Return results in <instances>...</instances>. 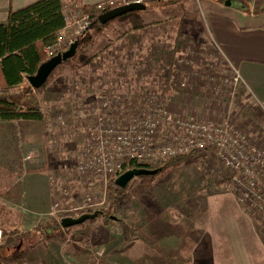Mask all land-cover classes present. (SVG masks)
I'll return each mask as SVG.
<instances>
[{"label":"rangeland","instance_id":"1","mask_svg":"<svg viewBox=\"0 0 264 264\" xmlns=\"http://www.w3.org/2000/svg\"><path fill=\"white\" fill-rule=\"evenodd\" d=\"M63 3L68 38L77 32L73 20L86 14L76 0ZM154 3L111 22L78 60L60 65L42 90L12 94L20 108L39 107L42 120L0 121V151L23 172L30 163L46 171L52 178L53 204L59 201L61 208L54 215L52 207L46 213L19 214L22 207L11 197L5 200L0 190V206H6L5 216L0 213L6 231L0 258L5 264H18L26 250L33 256L37 250L36 264H171L168 256L188 259L187 264H264V223L240 201L233 172L217 154L198 152L193 162L156 174L147 191L113 212L123 223L88 220L73 230L65 228L62 241L54 230L43 239L38 230L51 219L61 223L65 217L107 209L109 185L121 174L114 167L100 176L89 166L97 163L96 143L108 125L140 135L141 147L133 148L152 154L148 164L163 159L161 149L174 140V130L161 124L164 133L151 139L140 123L151 114L159 119L151 101L162 103L174 119L231 121L250 145L264 151V118L206 32L209 10L192 2L163 13L160 3ZM195 5L199 17L193 14ZM101 96H107L109 107L104 108ZM133 117L137 123L132 125ZM140 181L134 178L127 189ZM15 215L21 223L26 216L31 221L18 225ZM124 224L139 227L151 244L128 237Z\"/></svg>","mask_w":264,"mask_h":264},{"label":"trees","instance_id":"2","mask_svg":"<svg viewBox=\"0 0 264 264\" xmlns=\"http://www.w3.org/2000/svg\"><path fill=\"white\" fill-rule=\"evenodd\" d=\"M162 10H167L174 5L176 0H160ZM63 0H37L21 9L11 11L7 23H0V121H40L42 113L37 106H27L20 108L12 94H29L33 87L28 81V77L35 75L39 66L48 60L53 54L47 53V48L54 46L58 42L59 34L67 27V18L64 11ZM83 12L90 19V28L86 30L79 39V47L75 57L66 63L78 60L79 55L84 54V48L90 45L96 35L103 32L108 24H101L99 17L110 9L103 10L94 6H84ZM64 52V51H63ZM174 59H171L170 67L173 66ZM171 69H173L171 67ZM58 70V69H57ZM56 70V71H57ZM52 73L44 86L55 75ZM44 86L38 91L42 90ZM198 157V153L192 152L187 155L176 157H165L158 164H148L140 162L138 159H125L122 164L121 173L133 169L158 170L157 174L164 173L170 168L178 167L185 163L193 162ZM140 184L131 189L122 188L113 179L108 188L109 206L105 210L95 211L98 215L93 220H100L104 225L111 223H123L121 219L114 218L113 212L121 208L125 201L141 196L150 188L156 174L142 175ZM3 208L0 207V213ZM82 225V224H81ZM81 225L67 228L73 230ZM126 235L136 237L141 241L151 244L139 227L125 225ZM40 234L45 238V232L56 231L58 240L66 239V231L62 224L55 219L43 223L39 229ZM5 231V230H4ZM6 235V232H5ZM23 252H20L18 264H23ZM171 264H187L188 259L169 257Z\"/></svg>","mask_w":264,"mask_h":264},{"label":"built area","instance_id":"3","mask_svg":"<svg viewBox=\"0 0 264 264\" xmlns=\"http://www.w3.org/2000/svg\"><path fill=\"white\" fill-rule=\"evenodd\" d=\"M155 1L160 0H108L96 6L98 9L107 10L111 8L112 10L130 4L148 5L150 2ZM65 15L68 23L67 27L59 34L58 42L54 46L47 48L48 54L57 55L64 48H69L72 44L79 41L81 35L89 28V17L87 15L82 16L79 19L73 20L74 24H77L76 34L72 37L71 34L68 38L65 37L64 33L69 32V17L67 13ZM235 80L238 81V76H236ZM101 97L100 102H102L104 108L109 107L107 96ZM151 106H157L155 111L158 112L159 119L156 120L153 114H151L150 119H144L140 122L142 125L148 127L151 139L155 138L157 133L160 135L164 133V130L161 129L162 125H172V129L174 130V133L170 134L173 135L174 140L161 149V154L164 155L163 158L187 155L192 152L217 154L220 162L233 172L231 182L236 187L240 201L250 207L258 215V219L264 223V151L250 145L231 121L216 122L193 118L191 120L174 119L166 111L162 103L151 101ZM136 120L134 117L132 118V125L137 123ZM159 125L161 126L159 127ZM108 126L109 129L104 130L105 136L98 137L96 146L99 150L95 152L97 154L94 156V160L98 164L93 162L92 166H89L91 170L97 171L100 176H104L109 171H112V168L116 167L117 172L115 174L119 175L125 159L136 158L142 163L153 161L152 154L148 155L150 152L145 155L143 152L140 153L139 149L133 148V145L141 147L139 141L142 138L140 135H134L132 128L129 130H117L111 128L110 125ZM177 126L178 130L176 129ZM150 127L151 129H149ZM93 140L95 138H92ZM83 153L87 154L86 152ZM50 180L52 182V178ZM102 182L103 180H101ZM60 205V202L56 201L52 205L50 215H54V211L59 207L61 208ZM84 214L89 213H83L80 216ZM5 239V231L0 222V246L4 244Z\"/></svg>","mask_w":264,"mask_h":264},{"label":"crops","instance_id":"4","mask_svg":"<svg viewBox=\"0 0 264 264\" xmlns=\"http://www.w3.org/2000/svg\"><path fill=\"white\" fill-rule=\"evenodd\" d=\"M35 1L37 0H0V23H7L11 11L21 9ZM76 1L84 6H94L108 0ZM192 2H196L202 10L205 8L209 10L210 16L205 21L209 32L203 27L220 55L236 72L238 81L249 96L254 110H258L264 118V0H204L202 4L198 0H176L169 8L178 5L185 7V4L192 6ZM197 6H193L195 7L193 14L199 17ZM158 8L163 13L170 10ZM34 167V163H30L29 170L23 172L18 162L12 160L6 162L5 153L0 151V190L4 192L2 195L5 200L11 197L10 199L17 202V206L22 207V210L18 211L19 214L46 213L53 205V185L50 177L46 171L36 170ZM2 206L1 217H4L6 206L5 204ZM16 218L14 222L18 225L31 221L28 216L22 217V223L18 216ZM31 254L33 253L26 250L23 254V264H36L34 256L37 258V250H34V256ZM5 260L0 258V264H5Z\"/></svg>","mask_w":264,"mask_h":264},{"label":"water","instance_id":"5","mask_svg":"<svg viewBox=\"0 0 264 264\" xmlns=\"http://www.w3.org/2000/svg\"><path fill=\"white\" fill-rule=\"evenodd\" d=\"M147 9H148V6L144 4H130L126 6H121V7H117V8H114L110 11L103 13L99 17V20L101 24L106 25L110 21L117 19L125 14H129L132 12L145 11ZM78 47H79V41L72 44L66 51L58 53L57 55H54L48 60H46L45 62H43L39 66L37 73L35 75L28 77V81L30 85L34 89H37V90L42 88L46 84V82L48 81L52 73L60 65L72 59L73 57H75ZM157 173H158V170L133 169V170H129L121 174L116 179V183L120 187L126 188L129 186L130 182L136 177H139L142 175H153ZM97 215H98V212H94L92 214H84L78 218L65 217L62 219L61 224L63 228H70L73 226L81 225L88 220H93L94 218L97 217Z\"/></svg>","mask_w":264,"mask_h":264}]
</instances>
